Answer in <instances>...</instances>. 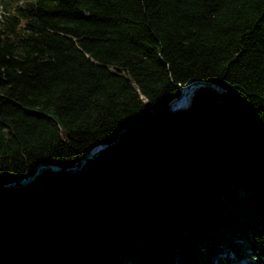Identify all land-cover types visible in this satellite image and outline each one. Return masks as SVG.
<instances>
[{
  "label": "trees",
  "instance_id": "16d2710c",
  "mask_svg": "<svg viewBox=\"0 0 264 264\" xmlns=\"http://www.w3.org/2000/svg\"><path fill=\"white\" fill-rule=\"evenodd\" d=\"M117 140L0 188V264H264V0H0V185Z\"/></svg>",
  "mask_w": 264,
  "mask_h": 264
},
{
  "label": "water",
  "instance_id": "95a60500",
  "mask_svg": "<svg viewBox=\"0 0 264 264\" xmlns=\"http://www.w3.org/2000/svg\"><path fill=\"white\" fill-rule=\"evenodd\" d=\"M206 87H211V88L215 89L220 94H223L226 92V89H224L221 85H219L216 82L205 81V80H189L183 86H180L181 93L178 97L174 98L168 104V110L169 111H177L180 109L188 108L190 106L189 104H187L185 107H183V106H176L174 103L176 101H180L184 95L188 96L193 89L197 88V90H198V89H203ZM191 101H192V98H191ZM125 130L126 129H123L120 132V134ZM118 142H119V140H117L115 142L107 143V144H100V145L96 146L95 148H93L90 151V153L87 154L85 157H83L80 161H78L77 163H75L71 166H68V167L61 168V167H57L54 165L39 164V165H37L33 174L30 177L24 178L22 181L13 182L11 184L0 185V188L6 189V188H10V187L30 185L38 178V176L40 175L41 169H49L51 171V173H57L59 171L76 170L79 167H82L88 161L97 158L103 150L117 145Z\"/></svg>",
  "mask_w": 264,
  "mask_h": 264
},
{
  "label": "rangeland",
  "instance_id": "374dc122",
  "mask_svg": "<svg viewBox=\"0 0 264 264\" xmlns=\"http://www.w3.org/2000/svg\"><path fill=\"white\" fill-rule=\"evenodd\" d=\"M191 104V101L189 103V105ZM239 192L244 195L245 194V191L244 190H239ZM241 252H240V255H243L244 257H242V259H245V260H241L243 261V263L247 262V259H250V260H253L249 254H250V250L245 247V248H241L240 249ZM219 256L221 257V261L218 260V262H216L215 260H212L210 262V264H230V260H233V258H239V256L237 255V250L234 249V248H227L226 251L222 252L221 254H219ZM240 261V260H239ZM237 262L236 264H240V262ZM222 262V263H221Z\"/></svg>",
  "mask_w": 264,
  "mask_h": 264
},
{
  "label": "bare ground",
  "instance_id": "6f19581e",
  "mask_svg": "<svg viewBox=\"0 0 264 264\" xmlns=\"http://www.w3.org/2000/svg\"><path fill=\"white\" fill-rule=\"evenodd\" d=\"M196 91H197V88L193 89L188 96L184 95L180 101H176L174 104L176 106L185 107L187 104L190 103L191 98L193 97V95L195 94ZM235 264H236V262H235Z\"/></svg>",
  "mask_w": 264,
  "mask_h": 264
}]
</instances>
